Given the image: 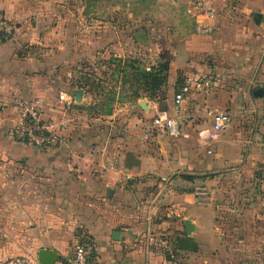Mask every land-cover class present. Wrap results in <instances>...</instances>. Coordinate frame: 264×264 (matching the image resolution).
<instances>
[{"label": "crops", "instance_id": "obj_1", "mask_svg": "<svg viewBox=\"0 0 264 264\" xmlns=\"http://www.w3.org/2000/svg\"><path fill=\"white\" fill-rule=\"evenodd\" d=\"M52 4L0 0L16 24L12 35H0V264L37 258L41 248L59 254L55 264H67L74 242L88 235L94 264H264V96L253 95L264 87V0L248 1L254 23L238 30L230 22L226 38L210 37V58L220 49L224 61L208 65L230 83L220 94L212 82L207 100L190 86L176 119L182 134L177 159L167 154L164 161L138 139L147 124L143 116L115 109L99 119L85 109L92 97L74 72L81 74L76 67L86 68V61L43 62V47L51 48L46 54L66 50L76 57L70 17ZM205 15L201 24H212L213 31L216 17ZM60 18L67 22L61 25ZM185 49L189 57L200 53ZM79 88L82 101L75 103ZM61 92L71 104L61 102ZM35 100L48 118L65 123L53 147L11 135L21 118L18 103ZM168 112L176 118L173 108ZM221 112L229 115L228 127L204 139L214 126L208 116ZM203 141L211 147L207 160L193 150L203 148ZM144 178L147 186L138 182ZM153 179L161 182L154 186Z\"/></svg>", "mask_w": 264, "mask_h": 264}, {"label": "rangeland", "instance_id": "obj_2", "mask_svg": "<svg viewBox=\"0 0 264 264\" xmlns=\"http://www.w3.org/2000/svg\"><path fill=\"white\" fill-rule=\"evenodd\" d=\"M51 1H53L52 9L56 13L65 17L68 14L71 15L70 20L80 35L82 34L81 38L90 30L110 33L114 30L113 27L115 29L123 27V30L127 31L126 34L134 39V54L126 51L125 54L115 55L117 48L114 46L103 49L99 54V58L109 59L107 65H110V71L105 76L78 65L76 68L81 71V74L79 71L74 72V77H80L79 82H82L81 85H84L91 94L92 103L85 109L92 117L104 119L103 117L108 115L105 110L109 102H112V113L115 109L117 111L120 109L119 113L128 111L130 114L143 116L147 124L138 139L146 146L151 144V148L156 152L158 150V161H164L167 154L171 159H177V139L182 134L171 135L163 129L154 127L153 121L158 112L169 111L172 108L174 111L173 98L182 85L188 83L193 87L192 90L199 88L201 94H204L203 100H207L206 94L210 93L213 83L217 84L220 94H225L230 83L226 80V75L202 79L198 81V84L192 83L193 80L189 78V75L196 72V69L190 68L187 62L190 59L212 65L223 62L220 49L216 52L217 57H213V60L210 58V52L207 51L211 45L210 37L220 33L223 38H226L229 33L227 25L230 22L238 30L243 29L246 22H255V11L248 9L249 0ZM63 9L66 13L62 12ZM207 10L213 11L217 26L210 33H202L198 27L207 21L205 15ZM245 14L249 16L247 21ZM237 18L242 19L238 22L234 21ZM60 22L63 25L67 21L61 19ZM71 22H67V26ZM79 42L82 43V40L80 39ZM186 45L192 52L197 49L200 53L189 57L186 53ZM43 48L46 51L42 49L41 57H48L50 54L46 52L51 48ZM112 53H114L113 56ZM106 78L109 79L106 80ZM150 102H153V108H149L152 111L149 113L146 112L148 109L146 105ZM119 103L122 105L118 106ZM174 113L178 119L179 112L174 111ZM213 114L208 116V122L213 121ZM149 140L153 142H148ZM203 144V148L193 147V150L207 160L211 157V147L204 141ZM189 190L194 192L195 187L191 186ZM219 200L226 199L220 196ZM223 217L226 218V215Z\"/></svg>", "mask_w": 264, "mask_h": 264}, {"label": "built area", "instance_id": "obj_3", "mask_svg": "<svg viewBox=\"0 0 264 264\" xmlns=\"http://www.w3.org/2000/svg\"><path fill=\"white\" fill-rule=\"evenodd\" d=\"M213 14V11L207 10ZM16 24L0 8V35L10 36L15 30ZM198 30L202 33L212 31V24H201ZM190 92V85L184 84L175 93L173 98L174 111L179 112L185 95ZM61 102L71 104L66 93L59 94ZM20 122L11 129V135L14 138L27 141L40 148H49L57 145L62 140V128L65 123L61 120L48 118L43 111L40 100L32 103L20 101ZM230 122L229 115L221 112L214 117V126L210 134L204 136V139H215L228 127ZM154 127L163 129L171 135L178 136L180 134V124L173 115L168 111H162L157 114L153 121ZM95 245L88 237L80 236L73 244L69 255L67 256V264H94ZM6 264H40L35 257L21 256L9 259Z\"/></svg>", "mask_w": 264, "mask_h": 264}, {"label": "trees", "instance_id": "obj_4", "mask_svg": "<svg viewBox=\"0 0 264 264\" xmlns=\"http://www.w3.org/2000/svg\"><path fill=\"white\" fill-rule=\"evenodd\" d=\"M62 12L66 13L64 9ZM68 16L70 17L71 15L68 14ZM68 27L71 33H73L71 36L70 45L71 47L74 48L76 57L74 58L75 55L73 56L69 55L68 53H66V50H65L64 52L55 53L50 57L49 56L43 57L42 58L43 62L48 63V64H51L54 62L56 63L63 62V63L71 64L72 62L78 63L80 60H84L86 61L85 62L86 67L91 69L92 72L102 74L103 76H105L107 72L110 71V65H107L109 59L98 57L99 54L103 51V49L114 46L117 48L115 49L116 52H119L120 49L129 51L131 54H134L133 52H135L133 51L135 49L134 48L135 41L134 39H132V37L126 34L127 31H124L123 27H119L118 29L117 28L115 29V27H113L114 30H111L110 33L102 32L99 30L98 31L90 30L84 34L83 38H81L82 34L80 35V32L78 31L77 28L75 29V26L74 24H72V22L69 23ZM130 31H132V29H130ZM80 39L82 40V43L79 42ZM73 42L75 43L73 44ZM87 46L89 47V49H87ZM56 54L57 56L54 57ZM111 55L113 56L114 53H112ZM188 66L192 69H196L195 70L196 72L190 73L189 75V78L193 81L207 79V78L216 76L218 72H220V69L215 66H209L208 64L200 63L195 60H190L188 62ZM108 79L106 78V80ZM28 103H32V102H28ZM111 103L112 102H109V104L108 103L106 104L105 112L108 115L112 114ZM74 106H77V105H74ZM185 178L192 179L190 175H186ZM138 182L147 186V181L145 180V178L142 180H139ZM159 182H161V180H158V179L154 180L152 185L156 186L158 185ZM89 239L92 240V237H89ZM176 244L182 245V239L178 237L176 240ZM191 246L192 248H194V245L191 244ZM170 259L171 258H169L168 260Z\"/></svg>", "mask_w": 264, "mask_h": 264}, {"label": "water", "instance_id": "obj_5", "mask_svg": "<svg viewBox=\"0 0 264 264\" xmlns=\"http://www.w3.org/2000/svg\"><path fill=\"white\" fill-rule=\"evenodd\" d=\"M259 19H261V17L259 16ZM83 89L79 88L76 91V95H75V101L76 102H81L82 101V95H83ZM253 95L255 97H262L264 96V87L260 86L257 87L254 91H253ZM185 225L187 228V231L190 232V222L187 220L185 221ZM37 258L40 262V264H55V262L57 261V259L59 258V254L49 248H41L39 249L38 253H37Z\"/></svg>", "mask_w": 264, "mask_h": 264}]
</instances>
